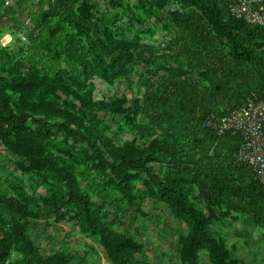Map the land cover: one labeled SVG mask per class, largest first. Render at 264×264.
Segmentation results:
<instances>
[{"label": "trees", "instance_id": "trees-1", "mask_svg": "<svg viewBox=\"0 0 264 264\" xmlns=\"http://www.w3.org/2000/svg\"><path fill=\"white\" fill-rule=\"evenodd\" d=\"M32 1V31H46L48 55L35 59L0 46V145L17 158L14 171L32 190L0 167V264H73L63 251L42 257L25 229L28 218H63L68 207L110 261L153 264L136 259L142 245L101 221L71 162L99 171L128 203L140 181L144 197L166 205L187 228L180 264H199L202 252L211 264H239L212 219L216 212L249 216L264 241V184L237 162L241 137H219L203 122L247 98L264 101V27L233 18L231 0H103L107 14L91 0ZM148 20L174 33L173 43H144L134 28ZM136 62L146 77L134 96L94 101L93 79L131 87ZM107 115L121 117L132 141L115 144L103 124ZM39 187L45 194L35 197ZM194 190L208 214L192 201Z\"/></svg>", "mask_w": 264, "mask_h": 264}, {"label": "rangeland", "instance_id": "rangeland-1", "mask_svg": "<svg viewBox=\"0 0 264 264\" xmlns=\"http://www.w3.org/2000/svg\"><path fill=\"white\" fill-rule=\"evenodd\" d=\"M6 1L8 6L4 4L0 7V46L7 48L15 55L25 54L35 59L40 55H48L46 45L52 41L47 38L46 31H32L31 13L38 10L37 1L27 0L21 7H17L20 0ZM91 1L96 4L98 12L104 14L112 12L106 1ZM128 1L131 5L136 3V0ZM161 14L167 17V8ZM134 30L148 45L164 48L174 40V33H167L161 24H155L153 20L146 21L143 26H136ZM30 33L32 37L28 39L27 34ZM8 36L11 37L10 41L6 39ZM126 36L131 37L130 34ZM61 66L66 68L64 64ZM130 69L131 87L123 81L105 84L98 79H93L91 83L94 101L134 96L138 88V79L140 76L146 77V69L140 62L132 64ZM102 118L103 124L108 128L107 135L113 138L116 145L132 141L133 135L124 127L121 117L107 115ZM139 122L145 123L143 118H140ZM15 160L17 158L3 149L0 154V167L11 174L9 176L11 179L21 183L27 193L32 194L31 188L28 187V178L14 171ZM71 164L78 174L77 180L80 186L87 189L92 208L101 221L114 232L127 235L142 245L143 250L136 255L137 260L153 264H180L179 240L186 235L187 228L172 216L166 205L144 197L142 195L144 188L140 181L134 182L138 197L133 203H128L108 184V178L99 171L89 170L85 165L76 162ZM157 169L158 166L155 170ZM44 194L43 187H39L33 193L35 197ZM191 199L201 211L208 214L203 201L197 198L195 190L191 194ZM62 212L63 218H58L50 212L27 219L26 233L42 257L63 251L67 253L73 264H116L108 259L97 238L84 232L77 211L73 207H68ZM218 216L219 212H216V218L212 219V228L221 234L230 252L239 259V264H264L262 231L253 220L249 216L240 215L234 211H230L225 218ZM7 218H9L8 215ZM199 264H211L205 252L200 254Z\"/></svg>", "mask_w": 264, "mask_h": 264}, {"label": "built area", "instance_id": "built-area-1", "mask_svg": "<svg viewBox=\"0 0 264 264\" xmlns=\"http://www.w3.org/2000/svg\"><path fill=\"white\" fill-rule=\"evenodd\" d=\"M263 0H231L230 15L250 25L264 27ZM5 5L8 2H4ZM8 6V5H7ZM264 101L247 98L244 105L229 113L218 116L210 113L203 127L214 131L217 136L226 133L241 137L236 156L239 164H244L253 172L256 180L264 184ZM3 151L0 145V153Z\"/></svg>", "mask_w": 264, "mask_h": 264}, {"label": "clouds", "instance_id": "clouds-1", "mask_svg": "<svg viewBox=\"0 0 264 264\" xmlns=\"http://www.w3.org/2000/svg\"><path fill=\"white\" fill-rule=\"evenodd\" d=\"M6 39H8L9 41L11 40V37L10 36H8V37H6Z\"/></svg>", "mask_w": 264, "mask_h": 264}]
</instances>
